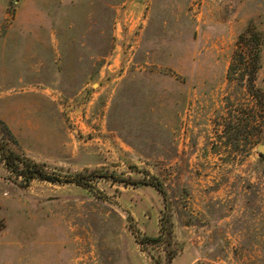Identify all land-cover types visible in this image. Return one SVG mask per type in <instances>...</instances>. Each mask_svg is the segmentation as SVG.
Wrapping results in <instances>:
<instances>
[{"label": "rangeland", "instance_id": "374dc122", "mask_svg": "<svg viewBox=\"0 0 264 264\" xmlns=\"http://www.w3.org/2000/svg\"><path fill=\"white\" fill-rule=\"evenodd\" d=\"M0 129L165 192L0 156V264H264V0H0Z\"/></svg>", "mask_w": 264, "mask_h": 264}, {"label": "trees", "instance_id": "16d2710c", "mask_svg": "<svg viewBox=\"0 0 264 264\" xmlns=\"http://www.w3.org/2000/svg\"><path fill=\"white\" fill-rule=\"evenodd\" d=\"M0 156L2 162L6 166L10 174L20 180V184L24 187L30 185L34 180L45 181L51 184H75L90 192L94 191V180L106 179L114 183L122 184L124 186H137L145 185L153 188L158 194L165 197V192L162 186L157 182L152 181H133L128 178L118 177L114 173H98L93 172L89 174H74V175H61L46 170L42 165L12 151L8 146L4 138V135L0 129ZM164 229V227H162ZM161 241V236L150 239L148 242L158 243ZM147 241H144V243Z\"/></svg>", "mask_w": 264, "mask_h": 264}, {"label": "water", "instance_id": "95a60500", "mask_svg": "<svg viewBox=\"0 0 264 264\" xmlns=\"http://www.w3.org/2000/svg\"><path fill=\"white\" fill-rule=\"evenodd\" d=\"M256 150L258 151V153H259L260 155L264 156V143L258 145V146L256 147Z\"/></svg>", "mask_w": 264, "mask_h": 264}]
</instances>
